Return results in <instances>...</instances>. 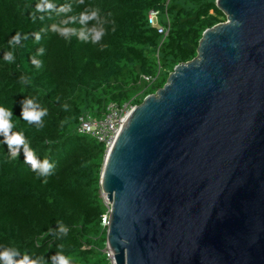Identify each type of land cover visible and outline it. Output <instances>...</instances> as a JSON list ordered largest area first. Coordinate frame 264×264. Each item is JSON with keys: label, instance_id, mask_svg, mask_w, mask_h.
Returning a JSON list of instances; mask_svg holds the SVG:
<instances>
[{"label": "trees", "instance_id": "trees-1", "mask_svg": "<svg viewBox=\"0 0 264 264\" xmlns=\"http://www.w3.org/2000/svg\"><path fill=\"white\" fill-rule=\"evenodd\" d=\"M216 1L0 0V107L11 110V133L23 132L36 159L55 165L40 176L24 163L23 146L11 160L0 134V264H8L4 253L12 264L25 256L28 264H60L61 256L111 264L106 149L79 132L80 119H101L111 103L140 105L163 88L197 56L203 33L227 21ZM153 10L171 21L164 41L149 24ZM96 32L105 35L93 43ZM29 100L28 111L43 113L38 122L23 117Z\"/></svg>", "mask_w": 264, "mask_h": 264}, {"label": "water", "instance_id": "water-1", "mask_svg": "<svg viewBox=\"0 0 264 264\" xmlns=\"http://www.w3.org/2000/svg\"><path fill=\"white\" fill-rule=\"evenodd\" d=\"M216 5L105 157L114 264H264V0Z\"/></svg>", "mask_w": 264, "mask_h": 264}, {"label": "built area", "instance_id": "built-area-1", "mask_svg": "<svg viewBox=\"0 0 264 264\" xmlns=\"http://www.w3.org/2000/svg\"><path fill=\"white\" fill-rule=\"evenodd\" d=\"M148 21L149 24L157 30L158 34L164 41L171 30V21L167 12L153 10L149 14ZM147 80L151 81L150 79ZM135 106L137 105L133 104L131 101L122 105L111 103L107 106L103 117L99 120L91 117L89 114L84 115L80 119L78 130L81 134H84L97 141V143L104 145L107 155ZM104 202L109 211L108 215H104L103 223L108 227L111 210L108 200L104 199ZM105 253L111 264H114V254L108 249V247H106Z\"/></svg>", "mask_w": 264, "mask_h": 264}, {"label": "clouds", "instance_id": "clouds-1", "mask_svg": "<svg viewBox=\"0 0 264 264\" xmlns=\"http://www.w3.org/2000/svg\"><path fill=\"white\" fill-rule=\"evenodd\" d=\"M37 11H41L40 5H37ZM87 18V17H86ZM105 35L103 32H96L95 36L93 38V43H98L101 40V37ZM19 35L14 39H18ZM103 50V48L101 49ZM7 58V57H6ZM35 62V61H34ZM32 101L29 100L26 102L25 110L23 112V117L25 120L29 122H38L40 121L41 116L43 113L37 112L35 110L28 111V105H31ZM65 110H67V105L63 106ZM11 110H5V108L0 107V134H3L5 136V140L3 143H6L10 150V159L16 160L20 156V147H24V163L31 165V168L33 171H36L39 169V175L42 177H48L53 174L49 172L50 168H55V165H50L48 162V159L45 158L44 162L41 164L35 157V153L32 150V148L29 147L28 143L26 142L25 135L23 132L18 133H11V129L13 125L9 122V117L11 116ZM43 126L41 125L40 128ZM38 128V129H40ZM11 133V134H10ZM44 183H47V179L44 180ZM61 224L60 230L67 234L68 229L64 227L62 222H58ZM4 258L8 261V264H12L11 258L8 256L7 253H4ZM60 264H68V260L64 259L63 256L60 258ZM19 264H28L27 256H25V259L23 261H20Z\"/></svg>", "mask_w": 264, "mask_h": 264}, {"label": "rangeland", "instance_id": "rangeland-1", "mask_svg": "<svg viewBox=\"0 0 264 264\" xmlns=\"http://www.w3.org/2000/svg\"><path fill=\"white\" fill-rule=\"evenodd\" d=\"M102 197H103L104 199H107L106 196H105L103 193H102Z\"/></svg>", "mask_w": 264, "mask_h": 264}, {"label": "bare ground", "instance_id": "bare-ground-1", "mask_svg": "<svg viewBox=\"0 0 264 264\" xmlns=\"http://www.w3.org/2000/svg\"><path fill=\"white\" fill-rule=\"evenodd\" d=\"M105 195V194H104ZM106 196V195H105ZM107 198V197H106Z\"/></svg>", "mask_w": 264, "mask_h": 264}]
</instances>
